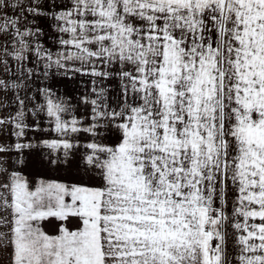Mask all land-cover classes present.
Listing matches in <instances>:
<instances>
[{
  "label": "snow or ice",
  "instance_id": "6c2138e0",
  "mask_svg": "<svg viewBox=\"0 0 264 264\" xmlns=\"http://www.w3.org/2000/svg\"><path fill=\"white\" fill-rule=\"evenodd\" d=\"M0 264H264V0H0Z\"/></svg>",
  "mask_w": 264,
  "mask_h": 264
}]
</instances>
